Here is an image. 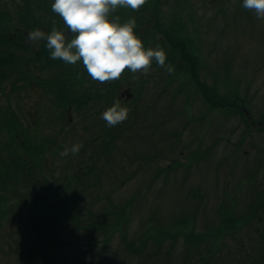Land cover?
I'll return each mask as SVG.
<instances>
[{"label":"rangeland","instance_id":"rangeland-1","mask_svg":"<svg viewBox=\"0 0 264 264\" xmlns=\"http://www.w3.org/2000/svg\"><path fill=\"white\" fill-rule=\"evenodd\" d=\"M159 1L156 10L159 28L169 32L176 24L181 25L178 36L190 39L191 51L200 58V80L214 86L221 95L232 92L244 101V118L246 121L251 118L254 125L247 128L233 109L208 108L188 72L177 71L170 63L165 62V66L173 68L171 74L155 60L146 75L137 73L134 77L129 71L123 81H118L117 95L122 97L121 106L130 112L117 131L111 152L95 162L97 173L88 181L84 210L77 212L82 214V223L78 228L74 224L59 226L58 230L64 229L69 236H60L54 253H41L40 263L44 261L41 264H251L255 263L252 254L256 246L264 244V207L256 219L241 226L230 224L246 215L252 198L264 191V123L257 124L264 117V18L257 19L254 10L245 9L243 0ZM3 4L0 0V12ZM117 11L109 14L110 22L119 17ZM127 11L138 10L129 7ZM150 13L147 7L143 19L139 18L142 24L135 35L140 39L143 33L148 34L155 48L162 43V35L152 28ZM119 23L126 20L119 17ZM29 32L25 31L26 44ZM31 45L38 47L37 42ZM9 54L14 56L17 52L10 49ZM32 65L35 67L31 74L38 75L35 80L51 81L54 69L46 70L37 61L31 62ZM76 66L84 67L78 62L62 63L63 68ZM13 69L17 70L13 67L6 74H12ZM13 77L5 75L0 83V109L9 106L14 109L18 104L20 108L15 109L31 126L41 123L46 127L49 116L52 122L57 121L53 129L38 132L37 142L41 143L40 138L47 133L54 136L66 132L70 142L64 146L70 149L73 144L86 140L98 143L104 137L100 129L101 124L106 125L101 114L106 110L107 90H99L103 96H94L82 110L69 107L70 113H64L61 123L55 120L62 110L55 108L51 91L43 92L34 83L30 86L42 90L37 94L35 89L34 93L31 88L18 86ZM82 78H86L87 90L101 86L87 73ZM126 89L139 94L138 98L133 102L126 99L127 94H123ZM33 99L35 106L30 108L28 104ZM29 131L30 128L26 135ZM95 133L100 134L96 137ZM2 137L6 135L1 132ZM52 153L49 150L45 155ZM5 155L0 152L1 158ZM88 155L69 152L59 165V172L73 175ZM134 156L143 158V163L132 161ZM57 167L55 163L54 168ZM107 194L110 205L103 198ZM79 197L72 195L76 202ZM10 200L15 216L9 223H5L8 216L0 219V264H30L24 255L18 258L16 250L29 248L38 230L20 235L26 228L29 212L24 209L20 195ZM71 206L73 210L77 204ZM223 213L230 216L227 224L231 228L226 233L220 229L226 223ZM95 218L105 225L103 231L91 227ZM66 219L70 223L73 220L70 215ZM186 219L187 228L178 227L179 233L175 235L161 237L164 234L161 232L149 235L150 225L156 231L170 234L176 230L173 225L177 221Z\"/></svg>","mask_w":264,"mask_h":264},{"label":"trees","instance_id":"trees-1","mask_svg":"<svg viewBox=\"0 0 264 264\" xmlns=\"http://www.w3.org/2000/svg\"><path fill=\"white\" fill-rule=\"evenodd\" d=\"M1 2L4 4L0 12V83L4 81L3 77H5V75H11L13 77L16 73L13 78L18 81V86L31 88L35 93L36 87L30 85L36 83L42 87L43 92L46 90L51 91L55 108L62 110L59 115L55 116V120H61V123H63L65 119L64 113L69 114L70 108L71 110H82L87 101L93 100L92 98L94 96L102 97L103 95L99 93V90L108 91V95L104 97L106 105L103 104L106 109L111 107L116 99H122L121 96L117 95L119 89L118 81H123V79L127 77L129 72L127 68L122 73L119 80L106 81L100 83L101 86L97 85V87L87 90L85 82L88 76L82 78L83 75L87 73L85 67L78 68L79 66H76L74 68H63L62 63H65L64 61L50 58V51L46 47V40L37 42L38 47H35V61L41 63L42 67L46 70L50 68L54 69L51 72V81L35 80L38 75L31 74L30 72L35 65L27 67L28 65L25 66V62L23 61L25 54L27 55V52L30 51V45L29 43L26 44L25 36L23 35L24 32L26 30L31 32L38 28L46 34H50L53 22H55L57 30L65 32L69 39L72 38V34L63 24V19L59 14L52 11L51 5L54 3V0H1ZM9 2L12 3V5H9ZM159 2V0H146V3L142 5L137 12L134 11L133 13H128L127 10L129 7L118 6L117 9H119V11L116 12V15L121 19H125L126 22L129 19H134L136 26L133 31L135 34L136 31H140V26L142 24L139 18L143 19L147 7L151 9L150 19L152 20V28H155V32L162 35V43H158L157 45L166 51L165 62L172 64L173 68L177 71L181 72L186 70V72H188L189 78L192 80L193 85L200 91V95L208 108L233 109V112L240 115L247 124L246 127L251 128L254 122L251 121V118H247L246 121L242 112V107L245 106L244 101L232 95V92L221 95L214 86L211 87L206 85L200 80L198 75L200 58L191 51L190 39L187 41L178 36L181 33V25L176 24L175 28L169 32L159 28L160 25L156 20V10L158 9ZM15 34L16 36H14ZM140 40L145 50L153 47V40H151L148 34L143 33ZM10 49L15 50L17 54L14 56L10 55ZM78 63L83 65L82 61H78ZM13 67H16L19 72L17 73V71L13 69V71H11L13 75L6 74L7 72L9 73ZM27 68L29 72H27ZM58 68H61V71H59ZM79 70L84 71L81 73ZM66 72L68 75L65 74ZM30 74L33 76H30ZM141 87L139 89H141ZM128 89H126L124 93L128 91V93L132 95L129 100L133 102L138 98L139 94H134ZM40 91L42 90L38 87L36 93L40 94ZM29 97H31V95H29ZM124 99L125 98H123V100ZM15 100L17 101V98H15ZM30 102L32 104L28 105L30 108H33L35 106V99ZM15 108L20 107L16 104ZM15 108L13 109L9 106V108L0 109V136L1 132L6 135V137L0 139V152L3 151L6 154L3 158L0 157V199L3 200V202L0 200V219L4 216H8L6 217L5 223H9L10 218L14 215L12 212L14 207L10 199L20 195V200L24 203V209H26L27 213L29 212V216L25 222L26 228L20 235H25L26 231L32 232L38 230V232H35L36 238L32 245L24 250L17 249L16 254L18 258H22L24 255V258H26L27 261L29 260L30 264H39V256L41 253H54L59 246L60 236H69L64 229L58 230L59 226H71L74 224L75 228L80 227L82 223V214H78L77 212L79 210H84L83 198H85L89 186L88 181L91 177L94 178L97 173L95 162L97 159L111 152L117 141V131L121 130L122 123L117 124L115 127H108L101 124L102 128L100 129V133L104 135V137L99 139L100 142L97 143L95 140H92L91 143H88L89 141L86 140L80 143L83 147L80 148L78 153L82 155H87L89 153V155L86 158V162L82 163L81 167H79L73 175H70L68 171L64 173L59 172V165H61L68 156L62 155L60 160L57 158L58 153L64 151L65 143H67V141L70 142L67 140V133L64 132L63 134V132L57 131L59 133H55L54 136H50V134L47 133V135H42L43 138H40L42 142L39 143L36 140V135H40L41 131L43 133V130L49 129L48 127L53 129L55 126L52 125H56L57 121L54 120L55 122H52L53 118L49 116L50 122L45 125L46 127L43 128L41 123L31 126L28 121L23 120L20 111L17 112ZM259 123H264V117L257 122V124ZM29 128L31 135L29 133L26 135V131ZM258 128L262 129L261 126H258ZM60 130L63 131V127H61ZM81 130L83 131L84 129L82 128ZM38 132L40 133L38 134ZM100 133H95L96 137H98ZM34 138L35 141L32 142ZM57 142L59 143L58 146ZM49 150H53V153L46 156L45 154ZM137 157L138 156H134L132 161L138 160L143 163V158L138 159ZM55 163H58L57 168H54ZM120 185H118V187ZM74 194L80 195L81 198L79 197V202L72 199V195ZM103 198L107 201L108 205L111 204L108 194L103 196ZM72 204H77L78 207L76 206V209L71 210ZM262 207H264V191L257 193L252 198L246 215L233 220L230 224L234 226L235 223H238L237 225L241 226L256 219ZM67 215L72 217L73 220L71 223L67 222ZM222 215L225 216L226 223H222L220 229L222 232L226 233L231 228L227 224L230 216H226L225 213ZM122 219H124V215ZM97 220V218L94 219L91 227L103 231L105 225L103 222H97ZM187 226V219L177 221L175 225H173V228H176V230L173 233L165 234L164 231H156V229L150 225L151 230L149 231V235H157L159 232L164 233L163 235L158 234L161 237L171 234L175 235L179 233L178 227H183L185 229ZM12 238L13 237H11V239ZM262 241L264 242V240ZM255 249V253L252 254V261L255 263L251 264H264V244L260 245V247L256 246ZM42 262L44 263L43 259L41 263Z\"/></svg>","mask_w":264,"mask_h":264},{"label":"clouds","instance_id":"clouds-1","mask_svg":"<svg viewBox=\"0 0 264 264\" xmlns=\"http://www.w3.org/2000/svg\"><path fill=\"white\" fill-rule=\"evenodd\" d=\"M145 3L146 0H54L52 11L63 19L72 38L57 30L53 22L50 34L37 28L28 33V39L31 42L46 40L53 60L61 59L71 65L82 61L91 79L100 83L119 80L126 68L134 77L137 73L146 75L153 60L171 74L173 68L165 66L164 50L159 45L145 50L134 34V19L124 24L119 23V17L109 20V14L118 6L138 10ZM243 7L254 10L257 19L264 18V0H243ZM129 112L130 109L122 107L116 99L101 114V119L106 126L115 127L128 118ZM81 147L82 144H73L61 155L67 156L69 152L75 155Z\"/></svg>","mask_w":264,"mask_h":264},{"label":"flooded vegetation","instance_id":"flooded-vegetation-1","mask_svg":"<svg viewBox=\"0 0 264 264\" xmlns=\"http://www.w3.org/2000/svg\"><path fill=\"white\" fill-rule=\"evenodd\" d=\"M25 37H27V35H26V33L24 32V34H23ZM14 36H16V34L14 35ZM28 42H29V45H30V53H29V57H28V59H26V54H25V58L23 59V61L25 62L24 63V65L26 66V65H28L27 67H30V64H31V62H34L35 61V47H34V45H31V41L28 39ZM16 69H14V71H15ZM17 71V70H16ZM18 72V71H17Z\"/></svg>","mask_w":264,"mask_h":264},{"label":"water","instance_id":"water-1","mask_svg":"<svg viewBox=\"0 0 264 264\" xmlns=\"http://www.w3.org/2000/svg\"><path fill=\"white\" fill-rule=\"evenodd\" d=\"M125 94H127V95H126V99H129V98L132 97V95H131L130 93L128 94V91H126V92L124 93V95H125Z\"/></svg>","mask_w":264,"mask_h":264}]
</instances>
